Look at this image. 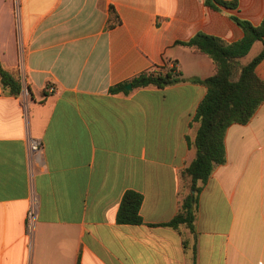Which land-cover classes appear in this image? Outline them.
<instances>
[{
    "label": "crops",
    "instance_id": "crops-1",
    "mask_svg": "<svg viewBox=\"0 0 264 264\" xmlns=\"http://www.w3.org/2000/svg\"><path fill=\"white\" fill-rule=\"evenodd\" d=\"M237 1L215 10L204 0H0V63L22 86L11 95L0 76V264H264V105L227 129L226 163L198 183L195 230L164 225L197 156L191 122L207 89L191 79L216 73L178 42L200 32L240 41L231 16L258 25L264 0ZM166 64L186 81L110 91ZM257 72L264 81V61ZM30 138L44 143L40 166ZM128 191L143 196L142 224L117 222Z\"/></svg>",
    "mask_w": 264,
    "mask_h": 264
},
{
    "label": "trees",
    "instance_id": "trees-1",
    "mask_svg": "<svg viewBox=\"0 0 264 264\" xmlns=\"http://www.w3.org/2000/svg\"><path fill=\"white\" fill-rule=\"evenodd\" d=\"M206 6L215 10L221 8L239 9L237 0H204ZM113 18L108 28H113L119 22V16L112 9ZM232 19L243 30L244 36L238 42L197 33L188 42L178 44L193 48L196 53L205 54L214 62L216 73L205 79L192 78L194 83L206 87L207 93L200 102L191 126L198 125L194 139L189 138V146L197 151L192 163L182 172L185 184L190 181V191L187 192L181 209L174 218L164 224L179 229L186 226L195 230V212L198 206V193L201 191L200 181L207 183L218 166L226 163V131L233 124L247 125L251 122L261 105H264V81L257 72V67L264 61V48L250 63L242 65L240 59L246 57L256 42L264 44V18L258 25L250 20L233 14ZM0 76L3 89L11 95L21 93L20 81L0 63ZM177 68L155 67L135 76L129 82L124 81L113 87V93L127 92L126 85L132 84L134 89L154 86L164 89L179 82H184ZM194 192V194H192ZM143 196L135 191L124 195L117 212V222L124 225H138L144 222L140 208ZM192 264H197L194 261Z\"/></svg>",
    "mask_w": 264,
    "mask_h": 264
},
{
    "label": "built area",
    "instance_id": "built-area-1",
    "mask_svg": "<svg viewBox=\"0 0 264 264\" xmlns=\"http://www.w3.org/2000/svg\"><path fill=\"white\" fill-rule=\"evenodd\" d=\"M44 143L41 139L30 138L29 157L31 165L40 166L43 162ZM38 218V200L33 198L27 212V231L32 234Z\"/></svg>",
    "mask_w": 264,
    "mask_h": 264
},
{
    "label": "water",
    "instance_id": "water-1",
    "mask_svg": "<svg viewBox=\"0 0 264 264\" xmlns=\"http://www.w3.org/2000/svg\"><path fill=\"white\" fill-rule=\"evenodd\" d=\"M125 88L127 89V91H132L133 90V85L132 84H128L125 86Z\"/></svg>",
    "mask_w": 264,
    "mask_h": 264
},
{
    "label": "rangeland",
    "instance_id": "rangeland-1",
    "mask_svg": "<svg viewBox=\"0 0 264 264\" xmlns=\"http://www.w3.org/2000/svg\"><path fill=\"white\" fill-rule=\"evenodd\" d=\"M185 185H186L187 192H189L190 191V181H188ZM192 193H194V192H192Z\"/></svg>",
    "mask_w": 264,
    "mask_h": 264
}]
</instances>
